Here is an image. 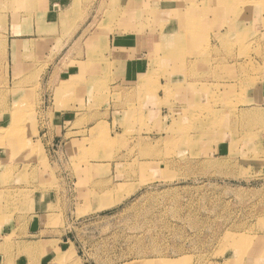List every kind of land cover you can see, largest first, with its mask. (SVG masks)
I'll list each match as a JSON object with an SVG mask.
<instances>
[{
  "label": "rangeland",
  "instance_id": "obj_1",
  "mask_svg": "<svg viewBox=\"0 0 264 264\" xmlns=\"http://www.w3.org/2000/svg\"><path fill=\"white\" fill-rule=\"evenodd\" d=\"M8 125L2 218L26 237L42 188L73 244L39 261L14 230L0 264H264V0H0Z\"/></svg>",
  "mask_w": 264,
  "mask_h": 264
},
{
  "label": "crops",
  "instance_id": "obj_2",
  "mask_svg": "<svg viewBox=\"0 0 264 264\" xmlns=\"http://www.w3.org/2000/svg\"><path fill=\"white\" fill-rule=\"evenodd\" d=\"M54 9V8H53ZM55 12H53L52 14H48V16H50L51 18H54L56 16H54V14L59 13L61 11H56L54 9ZM58 17V16H57ZM223 34L225 32H222ZM221 33V34H222ZM33 36V35H32ZM37 36V35H36ZM15 39H10L9 41L6 39L3 41V43L1 42V53L3 54H9L11 55H17L19 52V46H21L22 41H27V39H17V36H14ZM40 38H44L41 37ZM159 40H161L162 42V38H159ZM13 42V43H12ZM45 41L43 40V43ZM157 43L156 45V50L161 49L162 48V44L163 43ZM9 43V44H8ZM130 43V41H129ZM132 45V47H134L133 43H130ZM137 45V43L135 44V46ZM124 46V45H123ZM113 47V46H112ZM110 47V49H114ZM141 49V44H139L137 46V50ZM134 50V48H133ZM125 54L124 58L119 60V63L121 64V66L123 68H125V73H127L129 75V79L134 80V82L136 80H139V78L141 76L144 75L145 71V65L143 62L138 61V57H136V59H134V56L136 53H138V51H134L135 54L133 55L130 54L129 48L128 49H123L122 50ZM147 52V51H146ZM146 52H143L142 54L148 55L146 54ZM133 55V56H132ZM132 57L130 59V57ZM128 57V58H127ZM13 66L12 63L9 67V72L11 73V75L13 76ZM64 76H61L62 78H64L65 83L70 79V77H72L73 75H76V72L73 70L69 75H67V73H63ZM67 75V76H66ZM61 78V79H62ZM136 79V80H135ZM60 80V79H59ZM18 82V80L16 81ZM12 84L13 83V78H12ZM61 84V82H58V86ZM70 113H61L60 115L62 116V124H65L67 115H69ZM71 115V114H70ZM72 115H77L76 113L72 114ZM2 128V127H0ZM65 130V127H64ZM63 148L65 149V145L63 146ZM52 195H50V191H45L42 188L37 189V191L32 195V205L31 208L29 209V214H27V216H25V221H28L27 224V228H26V237H22L19 238V234L17 232V228L19 227L18 222L19 220L22 218L20 215H16L11 219H3L1 216L2 211L0 212V247L1 246H5L7 244H5V239L8 236H12L15 230V239L13 240L12 244L13 246H15L16 248L18 246L20 247H25L27 249L29 248H33L37 250V258L40 261H44V260H50L51 259V255L48 249H51L52 246H54V242L53 241H59L61 240L62 243L60 242L58 245V249L61 252V254L66 253V251L69 249L72 250V244L73 242L69 239H65V238H59L56 236H50L46 233V231H48L49 229H46L47 227L45 226V221L47 219V217L49 216V213L51 212L52 208H53V204L54 202L51 200ZM53 198H54V194H53ZM21 221V220H20ZM70 250V251H71Z\"/></svg>",
  "mask_w": 264,
  "mask_h": 264
},
{
  "label": "bare ground",
  "instance_id": "obj_3",
  "mask_svg": "<svg viewBox=\"0 0 264 264\" xmlns=\"http://www.w3.org/2000/svg\"><path fill=\"white\" fill-rule=\"evenodd\" d=\"M162 41H163V38H162ZM172 43H173V42H172ZM144 80H145V79L142 80L141 84L144 82ZM168 84H169V83H168ZM168 84H167V85H168ZM192 84H193V83H192ZM171 86H172V85H171ZM8 127H9V125L6 126V127H4V128H0V132L6 130ZM97 128H98V127H97ZM102 129H103V128H102ZM102 129H101V130H102ZM97 130L99 131L100 129H97ZM95 132H96V130H95ZM12 134H13V133H12ZM12 134H11V135H12ZM9 136H10V135H9ZM9 136H5V137H9ZM11 141H12V140H11ZM11 143H13V141H12ZM13 144H14V146H15V143H13Z\"/></svg>",
  "mask_w": 264,
  "mask_h": 264
}]
</instances>
